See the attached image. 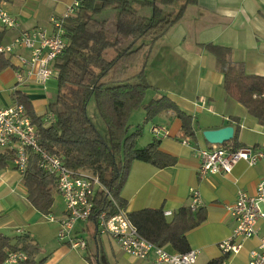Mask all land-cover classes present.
<instances>
[{
  "label": "crops",
  "instance_id": "0c3cea01",
  "mask_svg": "<svg viewBox=\"0 0 264 264\" xmlns=\"http://www.w3.org/2000/svg\"><path fill=\"white\" fill-rule=\"evenodd\" d=\"M73 1L0 0V7L18 23L16 30H3L0 44L9 43L21 31L48 27L49 19L64 16ZM204 44L229 48L231 61L242 64L246 74L264 76V0H197L196 5L187 8L181 21L156 43L146 68V79L156 91L149 90L145 97L147 101L159 95L168 97L194 118L197 130L193 140H179L180 120L172 112L156 116L150 129H144L136 140L135 147L140 150L157 141L159 150L176 162L171 167L158 169L134 161L120 193L127 213L162 209L169 220L179 208L190 207L191 192L198 191V207L204 209L205 220L189 231L186 239L190 250L199 251V264L221 257L218 244L229 238L234 228L227 207L235 202L237 192L242 190L254 195L264 179V158L251 167L240 161L229 174L198 176V150L213 146L203 138L204 130L231 126L234 132L237 130L239 147L264 150V126L249 116L241 104L226 96L223 75L216 70L213 55L200 47ZM18 53L27 54L21 50ZM14 91L29 98L38 116L52 110L51 97L45 96L41 87L30 79L18 84L11 65L0 71V108L14 104ZM137 111L132 127L144 118L143 111ZM156 128L160 130L158 135L152 131ZM5 154L10 159L0 168V233L12 240L27 237L39 248L36 261L43 260L42 264H151L125 255L111 237L100 235L96 223L90 220L77 223L72 233L86 242L85 250L72 249L60 241L57 235L58 221L64 211L62 198L54 192L48 215L35 210L27 200L22 176L14 167L12 151H0V155ZM259 226L261 236L264 222H259ZM258 242L259 237L245 241L240 252L228 257L225 264H247L249 252ZM163 248L176 253L170 246Z\"/></svg>",
  "mask_w": 264,
  "mask_h": 264
},
{
  "label": "trees",
  "instance_id": "16d2710c",
  "mask_svg": "<svg viewBox=\"0 0 264 264\" xmlns=\"http://www.w3.org/2000/svg\"><path fill=\"white\" fill-rule=\"evenodd\" d=\"M196 3L197 0H81L75 13L65 18V46L52 63L57 70L55 94L49 99L53 121L44 122L49 112L38 116L29 98L21 92L12 94L14 103L23 106L36 127L39 147L60 158L66 168L96 179L121 209H125L126 202L120 193L134 161L158 169L176 162L159 150L157 141L140 150L135 147L141 126L129 125L133 111H143L144 124L163 112H172L181 122L177 139L195 137L197 129L192 116L164 95L148 101L145 96L149 90L156 91L146 79L156 43ZM3 30L0 27V42ZM200 47L215 58L226 96L241 104L249 116L264 126V76L246 74L242 64L231 61L229 48L214 44ZM9 66L10 59L0 54V71ZM91 101L106 128L107 142L88 117ZM237 135L235 130L232 140L221 146L239 148ZM9 159V155H0V168ZM22 180L30 205L43 215L50 214L56 183L39 168L38 157L33 153L29 154ZM103 211L109 215L116 213L114 204L99 192L89 220L96 223L97 215ZM127 217L144 239L183 254L190 251L186 234L205 220V212L200 207L195 210L181 207L168 220L162 209H143L127 213ZM12 251L26 255V260L19 264L43 263L36 261L39 248L27 237L12 240L0 233V264ZM226 259L221 256L206 264H225Z\"/></svg>",
  "mask_w": 264,
  "mask_h": 264
},
{
  "label": "built area",
  "instance_id": "2783aa9c",
  "mask_svg": "<svg viewBox=\"0 0 264 264\" xmlns=\"http://www.w3.org/2000/svg\"><path fill=\"white\" fill-rule=\"evenodd\" d=\"M80 2L81 0H74L64 16H52L48 27L21 31L9 43L0 44V54L10 58L18 84L30 79L35 85L44 88L50 79H55L57 70L52 63L65 46V18L75 13ZM0 27L5 30L18 29L15 18L1 7ZM20 50L27 54L18 53ZM52 121L53 115L48 113L44 122ZM152 131L158 135L160 130L156 128ZM37 141L36 127L31 123L22 105L14 103L10 107L0 108V151H12L14 167L21 176L26 170L29 154L33 153L38 157L39 168L55 180L57 194L64 203L63 215L58 221L57 236L60 241L75 250L86 249V242L72 233L77 223L89 220L95 197L102 192L114 204L116 213L109 215L103 211L98 214L97 232L111 237L125 255L135 260L151 261V264L196 262L198 250L183 254L171 253L141 237L130 223L125 209L119 208L112 201L96 179L66 168L60 158L41 149ZM198 153L200 178L220 173L229 174L240 161L251 167L264 158L263 151H255L251 147L233 149L212 146L209 149H199ZM199 205L200 195L198 191L192 190L190 209L195 210ZM227 212L234 221V228L231 236L218 244L221 256H234L240 252L245 241L259 237L258 245L249 252L247 264H264V234L259 236V222H264V179L257 185L254 195L239 190L235 202L227 207ZM49 219L53 220L52 217ZM25 260L24 253L12 251L7 254L4 264H19Z\"/></svg>",
  "mask_w": 264,
  "mask_h": 264
},
{
  "label": "rangeland",
  "instance_id": "374dc122",
  "mask_svg": "<svg viewBox=\"0 0 264 264\" xmlns=\"http://www.w3.org/2000/svg\"><path fill=\"white\" fill-rule=\"evenodd\" d=\"M139 44V42L135 45V47ZM43 90V94L45 96H49L52 97L55 94V90H56V81L55 79H50L44 88H41ZM146 101H147V97ZM138 111L135 110L132 112V118L129 120V125L131 124V122L134 124V121L136 119V114ZM88 117L91 119L92 123L94 124L95 128L97 129V131L99 132V134L102 136V138L107 142L108 141V137H107V132H106V128L103 124V122L100 120L97 111L95 109L94 103L91 101L89 106H88ZM131 116V115H130ZM136 124V123H135ZM141 126V134L140 136L137 138L139 139L144 132V129H150L151 127V121L146 122L145 124L143 123V121L139 124ZM194 264H199L198 259L196 260V262Z\"/></svg>",
  "mask_w": 264,
  "mask_h": 264
},
{
  "label": "water",
  "instance_id": "95a60500",
  "mask_svg": "<svg viewBox=\"0 0 264 264\" xmlns=\"http://www.w3.org/2000/svg\"><path fill=\"white\" fill-rule=\"evenodd\" d=\"M202 136L208 144L221 146L232 140L234 130L231 126H225L215 130H204Z\"/></svg>",
  "mask_w": 264,
  "mask_h": 264
}]
</instances>
